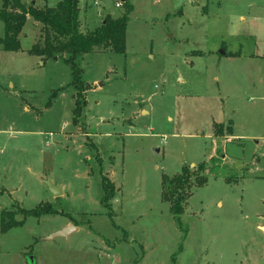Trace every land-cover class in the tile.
Returning <instances> with one entry per match:
<instances>
[{"label":"rangeland","instance_id":"rangeland-1","mask_svg":"<svg viewBox=\"0 0 264 264\" xmlns=\"http://www.w3.org/2000/svg\"><path fill=\"white\" fill-rule=\"evenodd\" d=\"M129 4L125 53L77 58V122L67 55L28 52L34 21L20 51L0 45V264H264V57L250 56L264 54V0H80L82 29ZM203 162L177 219L163 176L189 167L194 185ZM42 203L59 213L1 231ZM69 223V239H47Z\"/></svg>","mask_w":264,"mask_h":264},{"label":"trees","instance_id":"trees-1","mask_svg":"<svg viewBox=\"0 0 264 264\" xmlns=\"http://www.w3.org/2000/svg\"><path fill=\"white\" fill-rule=\"evenodd\" d=\"M0 20L4 23L5 34L0 39V45L4 51H20L22 49L20 35L26 25L28 17H32L40 24V36L32 44L29 53L47 59L60 58L67 55V61L72 68V84L76 88V102L74 108V122L79 120L83 108L86 105L85 92L88 86L81 77L82 69L77 63V58L84 54L113 52L125 53L127 39V25L132 5L126 7V12L119 18L107 15L102 23L93 30H83L80 20V0H60L55 6L38 7L34 2L27 5L22 0H1ZM231 54V53H230ZM233 55V54H231ZM215 136H218V128H224V123H214ZM226 134H232V122L226 127ZM222 157V156H221ZM211 161H214L212 159ZM207 163L203 162L199 168V174L195 175L194 185L192 184L193 174L189 167L173 177L163 176L162 199L171 204V211L179 219L185 212L187 201L191 196L192 186H201L208 182L209 177L203 173L207 171ZM229 180V179H227ZM104 196L102 202L108 200L115 192V185L106 177H103ZM46 213H59L51 204L42 203L35 209H23V220L10 222L2 217L1 231L21 226L27 217H40ZM63 214V212H61Z\"/></svg>","mask_w":264,"mask_h":264},{"label":"crops","instance_id":"crops-1","mask_svg":"<svg viewBox=\"0 0 264 264\" xmlns=\"http://www.w3.org/2000/svg\"><path fill=\"white\" fill-rule=\"evenodd\" d=\"M39 1H40V0H39ZM59 1H60V0L57 1L56 5L58 4ZM22 2H23V1H22ZM33 2H34L35 5L38 6V7L51 6V5H48L47 0H44V1L41 0V2L39 3V5H37V0H33ZM96 2H97V1H96ZM96 2H95V3H96ZM25 4H26V3H25ZM27 5H29V4H27ZM52 6H55V5H52ZM80 10H81V9H80ZM80 12H81V11H80ZM30 18H31L32 21H34L33 18L30 17V16L28 17V20H29ZM28 20H27V21H28ZM80 20H81V18H80ZM102 21H103V19H102ZM26 23H27V22H26ZM81 24H83V23L81 22ZM32 25H33V28H34V32H35V34H37V32H36L37 30L39 31V32H38V33H39L38 36H36L35 39H34V40L36 41V40L39 38V36H40V33H41V32H40V29H41V28H40V24H38V23L35 22V21L33 22ZM24 28H25V27H24ZM89 30H91V29H89ZM23 33H24V29H23V32L21 33V35H22ZM21 35H20V38H21ZM3 37H4V36H3ZM3 37H1V38H3ZM1 38H0V39H1ZM35 41H34V42H35ZM29 49H30V48H29ZM29 49H28V50H29ZM231 54H233V55H238V53H231ZM250 56H251V57H264V54H250ZM39 57H40V56H39ZM40 60H41V57H40ZM56 60H57V59H56ZM41 61H42V60H41ZM9 84H10V85L13 84V87H14V83H13L12 81H10ZM216 123H217V122H216ZM221 123H223V122H221ZM232 128H233V126H232ZM214 133H215V132H214V129H213V135H214ZM227 136L233 138V137L231 136V134H227ZM214 137H215V136H214ZM261 155L264 157V153H262ZM258 178H259V179H264V176L260 175ZM261 201L264 202V197L261 199ZM219 204H221V203L219 202ZM258 217H260L261 222H262V223H260L258 226H259V228H260L261 230L264 231V216H258ZM70 224H72V223H69L68 225H70ZM68 225L64 226L63 228L67 227ZM63 228H62V229H63ZM60 230H61V229H60ZM78 230H79V227H77V230H75V231H78ZM58 231H59V230H58ZM56 232H57V231H56ZM74 233H75V232H74ZM74 233H73V234H74ZM73 234H71V236H72ZM71 236H70V237H71ZM70 237H69V238H70Z\"/></svg>","mask_w":264,"mask_h":264},{"label":"water","instance_id":"water-1","mask_svg":"<svg viewBox=\"0 0 264 264\" xmlns=\"http://www.w3.org/2000/svg\"><path fill=\"white\" fill-rule=\"evenodd\" d=\"M221 54H225V51H220ZM55 59H57V57H55ZM48 186L50 191L54 194V196H59L62 194V190L60 187L54 186L50 181H48ZM77 230V227L75 225H68L67 227L54 232L53 234H51L50 236L47 237V239H55V238H66L69 239V237L71 236V234H73V232Z\"/></svg>","mask_w":264,"mask_h":264},{"label":"built area","instance_id":"built-area-1","mask_svg":"<svg viewBox=\"0 0 264 264\" xmlns=\"http://www.w3.org/2000/svg\"><path fill=\"white\" fill-rule=\"evenodd\" d=\"M124 2H125V0H116L117 7H122Z\"/></svg>","mask_w":264,"mask_h":264}]
</instances>
